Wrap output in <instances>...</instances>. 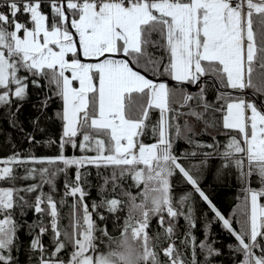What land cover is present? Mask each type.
I'll list each match as a JSON object with an SVG mask.
<instances>
[{"label":"snow or ice","instance_id":"obj_1","mask_svg":"<svg viewBox=\"0 0 264 264\" xmlns=\"http://www.w3.org/2000/svg\"><path fill=\"white\" fill-rule=\"evenodd\" d=\"M245 90L264 95V0H0V122L30 146L0 156V264H216V224L232 264H264V110ZM208 175L239 183L242 219Z\"/></svg>","mask_w":264,"mask_h":264},{"label":"trees","instance_id":"obj_2","mask_svg":"<svg viewBox=\"0 0 264 264\" xmlns=\"http://www.w3.org/2000/svg\"><path fill=\"white\" fill-rule=\"evenodd\" d=\"M208 86H212L214 82L211 79H205ZM175 83L170 82V86L174 85ZM191 92H196V90ZM251 91L252 90H248ZM221 92H219L216 88H213L210 93V98L216 95H219ZM253 93V92H252ZM231 94L232 96H237L238 94ZM255 94V93H253ZM255 96L259 99V101L264 105V95H257ZM247 100H251V98L247 97ZM37 102V96L36 94H33L31 96L30 102L25 106L22 115L20 117L21 122L23 123V127L25 131H30V119L37 115L36 109L32 107V104ZM253 102V101H252ZM254 103V102H253ZM59 107L58 103L53 104L52 108L49 109V115L52 114V112ZM48 127L50 132H57L59 125L58 122L56 124H52L51 121L48 122ZM0 129L3 131V135H0V156H7L10 154L11 151V143H15L18 148H28L30 147L24 142L23 134L20 132L19 129H9L7 124L0 122ZM11 137V139H9ZM38 139H41V137L38 135ZM206 139V137H205ZM183 146V145H181ZM37 155H54L56 154L55 148H45V147H36L33 149ZM66 155H80L78 151H75L71 148H68L66 150ZM74 170H70L69 175L71 176L72 172ZM93 172V176L91 177L92 182L94 184L102 183L101 180H98L96 177V173L94 169H91ZM63 176H61L58 179V186L63 189ZM205 187L211 194V196L214 199V202L217 203V206L223 211L226 215H235L237 220H240L243 218L242 216V210H243V196H242V189L237 181H235L231 176L228 177L226 181L218 182L214 179L212 175H208L206 181H205ZM47 191V189H45ZM93 198L96 197V191L93 189L92 191ZM71 201H69L70 203ZM206 210V209H205ZM69 209L67 207H64L61 210L62 217L64 218L63 223L67 224V213ZM29 223L32 222L34 219L32 213H29L26 217ZM183 223V222H182ZM235 227L239 228L240 224L236 223ZM115 231V229H113ZM201 239H203L202 236H200ZM213 238L216 240V246L222 248L223 255L218 258L216 261V264H232V256L230 255V249L226 247V245L230 243H234V239L229 237L227 232L222 229V227L219 224L213 225ZM45 243H48V237H45Z\"/></svg>","mask_w":264,"mask_h":264},{"label":"water","instance_id":"obj_3","mask_svg":"<svg viewBox=\"0 0 264 264\" xmlns=\"http://www.w3.org/2000/svg\"><path fill=\"white\" fill-rule=\"evenodd\" d=\"M206 78L207 79H211L213 82H215V78L212 77L211 75H209ZM206 78H204V79H206ZM171 83H175V82H171ZM189 89L194 91V90H196V87L195 86H191ZM216 89L219 92H223L225 94L232 93V94H238V95H240L239 90L227 89V88H224L222 86H220V87H218ZM243 96L250 97L257 104L258 108H260L261 110H264V105L259 101V99L251 91L245 90L244 93H243Z\"/></svg>","mask_w":264,"mask_h":264},{"label":"rangeland","instance_id":"obj_4","mask_svg":"<svg viewBox=\"0 0 264 264\" xmlns=\"http://www.w3.org/2000/svg\"><path fill=\"white\" fill-rule=\"evenodd\" d=\"M248 102H252V101H250V100H247ZM249 211H250V205H249Z\"/></svg>","mask_w":264,"mask_h":264}]
</instances>
